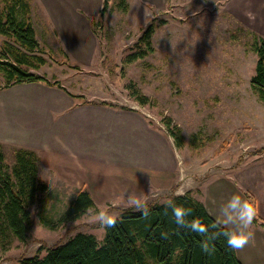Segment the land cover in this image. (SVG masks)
I'll list each match as a JSON object with an SVG mask.
<instances>
[{
	"label": "rangeland",
	"instance_id": "rangeland-1",
	"mask_svg": "<svg viewBox=\"0 0 264 264\" xmlns=\"http://www.w3.org/2000/svg\"><path fill=\"white\" fill-rule=\"evenodd\" d=\"M14 2L19 13L21 2L27 3L25 18L32 24L38 47L29 54L13 43L3 45L2 40L0 52L9 48L25 54L33 65L21 68L51 83L58 81L66 92L81 96L73 98L76 107L136 108L167 136L163 119L170 118L183 137L177 149L179 169L194 191L203 174L244 171L264 159V106L249 83L256 63L254 37L264 39V0H0V12ZM152 22V51L131 61L129 56L139 54V47L144 50L139 40ZM6 83L0 71L4 163L10 169L14 166L16 149L34 152L38 179L47 189L29 205L32 223L26 240L0 239V264L43 256L76 233H91L101 243L104 229L92 209L77 220L58 223L76 187L41 167L39 152L32 148L43 140L30 133L33 124L42 127L40 115L59 117L51 101L60 100L49 89L60 88L41 82L5 87ZM128 84L147 98L146 105L129 95ZM30 98L41 102L40 114ZM11 105L21 107L30 121L23 124L21 115L16 119ZM154 199L168 200L166 196ZM121 201L122 197H114L95 210L119 218L120 211L129 208H120L125 206Z\"/></svg>",
	"mask_w": 264,
	"mask_h": 264
},
{
	"label": "trees",
	"instance_id": "trees-1",
	"mask_svg": "<svg viewBox=\"0 0 264 264\" xmlns=\"http://www.w3.org/2000/svg\"><path fill=\"white\" fill-rule=\"evenodd\" d=\"M17 2L0 12V45L13 43L27 53L33 54L38 47L32 24L25 18L27 3L21 2V12ZM154 23L145 29L140 38L144 50L139 54L130 55L131 61L142 58L146 51H152L151 36ZM252 50L256 55L254 74L250 78V87L264 106V39L254 37ZM16 66L10 64L9 58ZM0 71L6 78V86L28 82H41L48 86H57L65 91L58 81L53 83L44 77L35 76L23 70L21 66L32 67L26 55L19 51L0 52ZM35 57V56H32ZM129 95L139 104L146 105L148 100L134 87L128 84ZM66 92V91H65ZM72 98L74 96L66 92ZM163 124L176 149L183 144L179 129L172 125L170 118H164ZM38 158L32 151L15 150V164L10 169L4 163V155L0 145V239L11 236L24 242L31 226L29 205L34 202L37 193L44 192L47 186L38 179ZM177 205L192 210L187 219H199L209 227V234L218 231L211 227L215 221L208 215L203 204L184 196H171ZM168 199V200H169ZM149 215L145 218L134 208H126L119 213L114 228L104 230L102 242H98L91 234L76 233L63 243L45 251L43 256L24 258L17 264H241L233 249H230L223 236L209 240L210 253L202 251L201 242L205 236L198 235L188 229L178 228L171 209H166L165 202L148 205ZM96 209L86 191H78L59 218L58 223L77 220L88 210ZM43 225L50 224L40 218ZM254 223L257 222L255 219ZM264 226V224H262ZM51 229L53 227L50 226Z\"/></svg>",
	"mask_w": 264,
	"mask_h": 264
},
{
	"label": "crops",
	"instance_id": "crops-1",
	"mask_svg": "<svg viewBox=\"0 0 264 264\" xmlns=\"http://www.w3.org/2000/svg\"><path fill=\"white\" fill-rule=\"evenodd\" d=\"M49 90L60 100L51 101L59 117L54 120L40 115L42 127L36 123L29 130L32 136L35 133L43 139L32 147L39 152L41 167L76 187L75 194L86 191L96 207L114 197L123 198L125 193L140 197L147 205L162 203L154 199L159 196L169 199L189 194L215 221L220 206L238 194L253 202L259 212L250 229L254 239L242 250H234L235 255L241 264H264V159L244 171L230 169L210 177L203 174L194 191L191 182L184 179V170L179 169L180 159L171 138L154 129L136 108L76 107L73 98L62 90ZM30 99L39 110L41 102ZM11 108L16 119L22 116L23 124L30 121L21 107Z\"/></svg>",
	"mask_w": 264,
	"mask_h": 264
},
{
	"label": "clouds",
	"instance_id": "clouds-1",
	"mask_svg": "<svg viewBox=\"0 0 264 264\" xmlns=\"http://www.w3.org/2000/svg\"><path fill=\"white\" fill-rule=\"evenodd\" d=\"M121 202L126 207L139 211L145 218L150 213L147 202L138 196L125 193ZM165 207L166 209H171L178 228L188 229L206 237L201 242L202 251L205 253H210L214 250V247L210 248L209 240H215L219 236L225 238L226 244L230 249L237 251L245 248L254 239V232L250 231V229L253 221L258 216V207L238 194L231 195L227 202L220 206L215 223L211 226L218 229V231L211 234H209V227L204 225L199 219H187L192 213L191 209L177 205L172 199L165 201ZM91 212L94 213L95 221L105 230V233L107 229L116 226L118 220L116 215L110 214L107 210L97 211L92 209Z\"/></svg>",
	"mask_w": 264,
	"mask_h": 264
}]
</instances>
